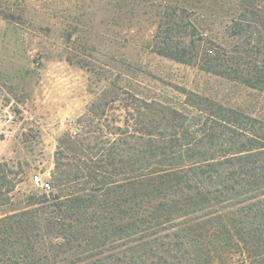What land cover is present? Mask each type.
<instances>
[{
	"label": "trees",
	"instance_id": "trees-1",
	"mask_svg": "<svg viewBox=\"0 0 264 264\" xmlns=\"http://www.w3.org/2000/svg\"><path fill=\"white\" fill-rule=\"evenodd\" d=\"M164 1L153 52L264 90V0ZM217 16L233 45L208 38ZM122 90L60 137L51 188L0 213V264H264V120L197 90L182 107ZM128 101L133 123L110 115ZM11 174L0 163V212Z\"/></svg>",
	"mask_w": 264,
	"mask_h": 264
},
{
	"label": "rangeland",
	"instance_id": "rangeland-1",
	"mask_svg": "<svg viewBox=\"0 0 264 264\" xmlns=\"http://www.w3.org/2000/svg\"><path fill=\"white\" fill-rule=\"evenodd\" d=\"M165 4L0 0V106L15 114L0 131V163L12 170L8 177L15 185L8 193L11 204L0 213L20 210L29 197L43 193L34 180L52 179L60 137L74 132L78 118L113 85L152 94L177 107L183 106V89L197 90L264 120V90L152 51L149 45ZM207 20L208 38L234 44L226 18ZM130 103H115L110 115L133 123L135 115L126 109Z\"/></svg>",
	"mask_w": 264,
	"mask_h": 264
},
{
	"label": "built area",
	"instance_id": "built-area-1",
	"mask_svg": "<svg viewBox=\"0 0 264 264\" xmlns=\"http://www.w3.org/2000/svg\"><path fill=\"white\" fill-rule=\"evenodd\" d=\"M15 119V114L9 108H3L0 106V131H3L5 127L10 125ZM35 186L44 190L51 188L49 180L45 181L41 177H36L34 180Z\"/></svg>",
	"mask_w": 264,
	"mask_h": 264
}]
</instances>
